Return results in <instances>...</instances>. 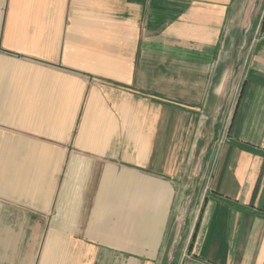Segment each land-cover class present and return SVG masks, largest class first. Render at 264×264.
Returning <instances> with one entry per match:
<instances>
[{
	"label": "crops",
	"instance_id": "obj_1",
	"mask_svg": "<svg viewBox=\"0 0 264 264\" xmlns=\"http://www.w3.org/2000/svg\"><path fill=\"white\" fill-rule=\"evenodd\" d=\"M186 251L264 264V0H0V264Z\"/></svg>",
	"mask_w": 264,
	"mask_h": 264
},
{
	"label": "rangeland",
	"instance_id": "obj_2",
	"mask_svg": "<svg viewBox=\"0 0 264 264\" xmlns=\"http://www.w3.org/2000/svg\"><path fill=\"white\" fill-rule=\"evenodd\" d=\"M201 134H202L203 138L201 137V139L197 143V150H196L197 154L195 155V159L193 161L192 168L189 171L191 175H193V173L195 172L194 166H196V171H197V169L199 167V163L201 162V160H204V163L206 165V162H209V158L211 159V157H212V150L206 149V151H204V154H200V155H198V151H202L203 146H205L207 142L209 145H212V149H213V144H214L213 142L217 136V133L216 132L215 133L210 132V133H201ZM203 155H204V157H203ZM183 220H184V217H182L181 222H183ZM184 236H185V232L183 231L180 233V237L183 238Z\"/></svg>",
	"mask_w": 264,
	"mask_h": 264
},
{
	"label": "built area",
	"instance_id": "obj_3",
	"mask_svg": "<svg viewBox=\"0 0 264 264\" xmlns=\"http://www.w3.org/2000/svg\"><path fill=\"white\" fill-rule=\"evenodd\" d=\"M189 261H192L191 263L195 262V264H208L207 262H201V261H196L192 255L189 252L184 253V257L182 260V264H187ZM194 264V263H193Z\"/></svg>",
	"mask_w": 264,
	"mask_h": 264
},
{
	"label": "trees",
	"instance_id": "obj_4",
	"mask_svg": "<svg viewBox=\"0 0 264 264\" xmlns=\"http://www.w3.org/2000/svg\"><path fill=\"white\" fill-rule=\"evenodd\" d=\"M193 235H194V234H193ZM192 238H193V236H192ZM192 238H191V241H192ZM190 245H191V243H190ZM190 245L188 246V248L190 247ZM187 264H192V263L188 262Z\"/></svg>",
	"mask_w": 264,
	"mask_h": 264
}]
</instances>
